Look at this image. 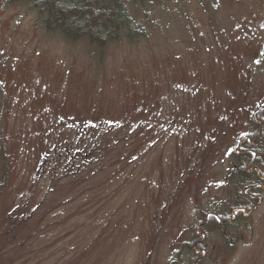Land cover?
Listing matches in <instances>:
<instances>
[{"label": "rangeland", "instance_id": "1", "mask_svg": "<svg viewBox=\"0 0 264 264\" xmlns=\"http://www.w3.org/2000/svg\"><path fill=\"white\" fill-rule=\"evenodd\" d=\"M162 1L131 7L147 38L102 56L0 1V264H171L214 209L236 223L208 231L201 264H264V188L231 211L233 153L264 110V0ZM68 169L67 204L38 203Z\"/></svg>", "mask_w": 264, "mask_h": 264}, {"label": "trees", "instance_id": "2", "mask_svg": "<svg viewBox=\"0 0 264 264\" xmlns=\"http://www.w3.org/2000/svg\"><path fill=\"white\" fill-rule=\"evenodd\" d=\"M0 1L6 6L15 9H24L32 14L35 18L36 25L44 32L59 35L68 43L86 42L92 48L91 51L93 54L102 56L106 49L113 43L147 38L148 31L145 29L146 27L144 25L142 26L138 22L139 20L133 16L131 7L139 11L141 7H146L151 3L160 2L162 0ZM256 113L257 116L255 117ZM256 113L250 118V124L253 130L244 136L233 153V156L239 162V166L234 168L233 173H235L236 176V190H238V194H240L241 202L237 206L233 205L231 211L234 212L235 210H239L237 218L253 212L255 209L253 207L258 205L261 200V195L259 196L257 192L264 188V175H258L257 171L251 170L256 163H260L262 158L264 161V148L262 147L264 146V110L263 112ZM98 129L99 128L95 127H87L86 132L88 135H96ZM82 138V135H79V144ZM92 147H94L93 150L98 151L95 145H92ZM51 156L54 157L52 151L47 152L44 156V165H46V169L53 160L50 158ZM3 160L6 161L4 156ZM66 160H68L67 157ZM5 170L6 167L3 168L2 173L4 179L7 177L4 173ZM46 171L47 170H44V173ZM72 171L73 170L70 169L65 170L63 172V178L57 179L54 178L55 174H50L49 172L47 175L48 177L50 176L48 178L50 183L46 190V197H42L41 201H38V203L42 206H46L58 202L61 203L60 207H64L68 201L65 197L69 195L67 188H61V198L57 201L54 200L52 193H54L56 186L61 181L70 178L74 179L71 174ZM80 171L81 170H78L72 173ZM253 177L257 179L254 183H252ZM23 220L26 224L35 226L36 219L33 217V213L28 214ZM235 223L236 221L233 220L231 212L221 214L217 209H214L212 212L206 211L202 220L192 228L193 240L183 244L184 249L178 252L179 255L171 264H201L203 262L201 260L204 254L202 257V253L205 252L204 244L208 231H212V229L215 231H223L226 226L234 225Z\"/></svg>", "mask_w": 264, "mask_h": 264}]
</instances>
